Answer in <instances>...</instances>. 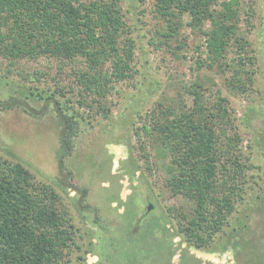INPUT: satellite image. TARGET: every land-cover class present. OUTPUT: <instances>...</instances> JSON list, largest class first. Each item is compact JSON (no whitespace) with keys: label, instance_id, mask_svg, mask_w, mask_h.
I'll return each mask as SVG.
<instances>
[{"label":"rangeland","instance_id":"obj_1","mask_svg":"<svg viewBox=\"0 0 264 264\" xmlns=\"http://www.w3.org/2000/svg\"><path fill=\"white\" fill-rule=\"evenodd\" d=\"M94 1L112 0H84ZM237 1V35L230 40L225 57L211 66L204 34L212 29L209 20L201 28L204 32L194 30L185 14L182 20L176 19L181 24L178 34L167 38L170 28L156 12L155 0H117L127 29L124 37L133 40L135 55L131 74L111 84L102 107L81 94L76 77L85 69L81 59L40 56L12 65L0 56V102L16 97L35 109V114L21 107L0 110V156L23 164L37 183L60 194V207L74 227L65 259L68 264H180L182 254L192 255L200 264H236L237 250L218 245L235 217L243 215L244 204L237 205L231 223L210 248L191 246L168 209L177 206L190 211L192 203L170 192L166 178L171 157L143 127L153 123L154 113L162 117L161 111L167 108L178 115L190 111L194 97L187 91L201 78L208 105H214L219 95L228 100L232 128L224 121L222 128L243 137L236 152L252 165L246 199L253 201L264 188V0ZM221 2L213 9L219 10ZM105 68L110 69V64ZM55 92L65 109L79 114L75 149L64 171L68 186L61 182L58 152L63 127L56 105L37 96ZM250 110L249 124L245 113ZM144 214L153 236L145 237V229L134 231ZM262 214L254 215L258 222ZM134 232L135 238H130ZM160 235L170 242L167 251L160 248ZM145 250L150 251L151 261H144Z\"/></svg>","mask_w":264,"mask_h":264},{"label":"trees","instance_id":"obj_2","mask_svg":"<svg viewBox=\"0 0 264 264\" xmlns=\"http://www.w3.org/2000/svg\"><path fill=\"white\" fill-rule=\"evenodd\" d=\"M155 1L156 12L170 28L167 38L178 34L177 26L181 24L176 19L182 20L185 14L189 15L188 25L194 30H200L209 20L212 29L201 30L207 36L211 66L225 57L230 40L238 32L237 0H222L219 10L213 9L219 0ZM126 33L117 0L90 3L84 0H0V56L12 65L24 58L40 56L70 61L81 59L85 69L76 73L81 94L92 97L99 107H102V98L109 94L111 84L131 74L134 42L124 37ZM235 40L239 43L237 37ZM107 63L110 69L105 68ZM198 64L202 66L204 62ZM200 80L187 91L194 97L190 111L178 115L167 108L161 111L162 117L154 113L153 123L143 127V132L155 137V143L159 140L165 155L171 157L166 178L170 192L192 203L190 211L177 206L169 208L170 218L191 246L206 249L231 223L237 205L242 203L243 215L235 217L230 230L224 231L218 248L236 249V264H264V234H260L264 233V188L255 193L253 201L246 199L252 165L241 160L236 152L243 137L222 128L223 121L232 128L228 100L219 95L214 105H208L206 84ZM57 94L37 96L56 105L63 127L58 152L64 178L61 182L68 186L64 171L75 149L80 122L79 114L65 109ZM15 107L35 114V109L22 99L13 97L0 102V110ZM252 111L245 113L247 123ZM60 205L62 199L56 189L37 183L23 164L0 156V264H68L65 259L73 241L74 227L68 212ZM259 212L263 213L261 222L254 216ZM147 217L142 215L134 229L136 233L145 229V237L153 236ZM154 229L156 231L158 225ZM135 232L129 237L135 238ZM158 240L161 250L167 251L170 242L162 235ZM150 251L145 250L148 258L144 261H151ZM191 256L182 254L180 264H200Z\"/></svg>","mask_w":264,"mask_h":264}]
</instances>
